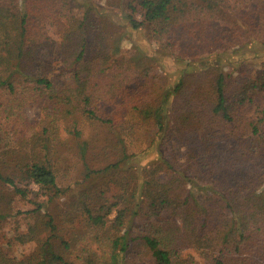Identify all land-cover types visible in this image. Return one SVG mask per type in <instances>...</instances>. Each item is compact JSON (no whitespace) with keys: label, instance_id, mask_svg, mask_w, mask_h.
Returning a JSON list of instances; mask_svg holds the SVG:
<instances>
[{"label":"trees","instance_id":"obj_1","mask_svg":"<svg viewBox=\"0 0 264 264\" xmlns=\"http://www.w3.org/2000/svg\"><path fill=\"white\" fill-rule=\"evenodd\" d=\"M242 1L247 0H111V5L121 8L134 29L148 25L162 50L175 59L194 55L196 61L204 51L216 56L227 46L264 36V0L246 7L240 6ZM225 5L239 8L241 24L220 26L217 11ZM138 6L142 20L134 15ZM45 13L62 15L68 23L60 58L75 68L61 82L39 73V54L54 48ZM107 13L94 0H0V182L21 196L34 191L51 199L62 191L54 167L30 159L33 127L24 112L28 102L43 99L47 115L56 119L82 113L104 123H114L132 109L152 118L161 134L165 131L172 92L155 102L149 99L147 82L148 96L137 92L138 84L125 92L129 82L139 81L120 63L107 64L120 51L104 29ZM229 87L221 71L212 79L210 96H201L195 105L188 99L182 108L173 107L175 115L201 108V119L209 125L202 122L199 146L161 154L154 165L139 167L134 187L124 188L111 203L92 194L94 204L82 207L93 231L85 244L56 242L58 223L45 211L50 234L40 253L16 259L0 250V264H194L196 255L201 264H264V75L242 78L235 97L228 95ZM102 100L114 102L112 113L104 112ZM246 102H256V108L240 124L237 110ZM223 139L231 147L220 151L217 142ZM120 163L94 170L87 166V174ZM31 182L37 190L26 186ZM37 205L24 212H41L45 203ZM163 210L170 215L154 219ZM139 215L146 223L134 232L131 222ZM134 249L140 251L129 257Z\"/></svg>","mask_w":264,"mask_h":264},{"label":"rangeland","instance_id":"obj_2","mask_svg":"<svg viewBox=\"0 0 264 264\" xmlns=\"http://www.w3.org/2000/svg\"><path fill=\"white\" fill-rule=\"evenodd\" d=\"M94 1L107 9L109 14H103L104 29L110 43L120 46V51L108 59L107 64L111 67L120 63L139 81L129 82L125 92L134 90L138 84L137 92L148 96L143 86L145 82L150 85L149 99L152 102L172 92L165 131L161 134L152 118L144 119L139 111L132 109L121 113L114 123H104L82 113L53 118L43 108V99L26 103L24 112L33 127L28 147L30 159H41L52 165L62 191L51 199L34 191L28 196H21L10 185L0 182V213H5L0 216V250L16 259H27L40 253L43 241L50 234L45 211L51 213L58 223L54 238L56 242L66 239L72 241L74 246L85 244L91 239L93 231L84 220L82 207L85 203L94 204L93 195L98 193L105 202L111 203L118 199L124 188L134 187L136 179H140L139 167L154 165L161 154H176L188 147L199 146L201 140L198 131L204 124L209 125L208 121L201 119V108L175 115L173 107L182 108L188 99H192L195 105L201 102V96H210L212 79L219 72L223 71L230 82L228 95L232 97H235L242 78L264 75V36L245 39L244 44L235 47L227 46V50L220 55L214 56L204 51L196 61L194 55L188 56L189 60H177L162 50L148 25L134 29L122 17L121 8L111 5V0ZM247 3L254 1H242L240 6L246 7ZM142 13L138 6L134 15L142 20ZM217 14L221 27L242 23L239 8L225 5ZM43 21L54 48L39 54V73L61 82L75 68L74 65L64 64L60 58L62 35L68 23L64 16L57 13H45ZM179 82L181 88L175 93ZM99 104L105 113L113 112L114 102L102 100ZM255 108L256 102L239 105L237 115L240 124L253 114ZM229 142L228 139L219 140L217 148L220 151L228 150L231 147ZM118 161H121L118 167L91 176L87 174V166L91 170L101 169ZM26 186L38 189L32 182L26 183ZM39 202L45 203L41 212H24L35 209ZM169 215V211L163 210L154 219ZM144 223L146 217L137 216L131 222L133 231H138ZM136 251L140 250L130 251L129 257H135ZM194 264H201L197 255Z\"/></svg>","mask_w":264,"mask_h":264}]
</instances>
